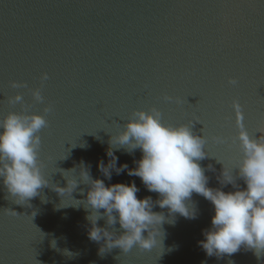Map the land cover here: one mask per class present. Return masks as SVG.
I'll return each instance as SVG.
<instances>
[{"label":"water","instance_id":"1","mask_svg":"<svg viewBox=\"0 0 264 264\" xmlns=\"http://www.w3.org/2000/svg\"><path fill=\"white\" fill-rule=\"evenodd\" d=\"M36 89L42 102L32 95ZM17 94L23 99L11 103ZM234 101L250 137H264V0H0V120L52 107L39 133L50 187L20 205L0 180V264H264V252L257 256L243 246L232 255L206 254L198 242L211 227L214 206L196 193V218L176 214L153 249L106 248L101 254L103 241L88 236L83 201L89 186L81 183L73 193L82 201L77 206H66L79 202L51 188L66 186L60 169L75 167L65 175L78 177L83 161L93 179L134 181L138 198L157 200L158 193L127 170L117 175L113 169L109 180L98 168L111 159V135L134 112L153 107L165 124L200 122L193 131L208 141L209 156L200 164L210 188H245ZM218 136L225 142L216 143ZM114 154L117 167L129 168L142 156L139 149ZM223 164L233 169L236 187L218 180ZM153 211L167 216L158 205ZM98 224L106 226L104 219ZM109 230L122 231L118 223Z\"/></svg>","mask_w":264,"mask_h":264},{"label":"clouds","instance_id":"2","mask_svg":"<svg viewBox=\"0 0 264 264\" xmlns=\"http://www.w3.org/2000/svg\"><path fill=\"white\" fill-rule=\"evenodd\" d=\"M42 79H48L47 73ZM229 82L233 85L237 83L235 79ZM12 87L21 85L13 82ZM32 95L36 101L44 99L39 89L34 90ZM22 99L17 94L10 102ZM165 99L173 98L166 96ZM233 107L237 113L238 139L243 151V159L237 166L238 175L244 180L245 188L230 192L210 188L209 178L200 164L209 156L206 150L208 141L204 135L193 131L194 124L199 121L179 126L165 124L161 112L155 107L149 111L134 112L123 130L115 136L111 135L107 151L111 159L107 165L101 160L98 168L109 180L113 169L117 175L127 170L129 176L139 177L149 192L158 193L157 200L153 201L150 196L138 198L139 188L134 181L106 185L103 179H93L90 167L83 161L79 165L78 177L65 175L76 171L75 167L60 169L66 186L54 184L55 187L51 188L61 197L70 196L73 201L79 202L66 206H77L82 201L76 200L73 193L81 183L89 186L83 201L86 210H89L86 216L91 225L88 236L92 241H103L99 249L101 254L106 248H120L123 253L134 247L153 249L160 241L161 233L163 235V224L174 222L176 214L188 219L196 218L197 210L191 203L192 195L196 193L214 206L211 227L204 230L205 239L198 242L206 254L217 257L232 255L243 246L258 256V253L264 252V137H250L242 123L241 105L234 101ZM51 111V106L44 108L45 114ZM45 114H28L25 110L23 113L10 112L0 120V180L7 192L19 201L16 204H27L51 184L40 159L39 133L48 126ZM214 140L216 143L225 142L219 136ZM121 148L129 153L137 149L141 151V158L134 161L136 167L129 168L126 163L117 167L118 157L114 149ZM208 169H212L211 164ZM232 170L223 164L218 177L221 185L236 187ZM156 205L167 209V216L163 211H153ZM101 209L104 211L101 212ZM13 214L18 213L13 211ZM101 219L105 220V227L98 224ZM117 223L122 231L109 230Z\"/></svg>","mask_w":264,"mask_h":264},{"label":"snow or ice","instance_id":"3","mask_svg":"<svg viewBox=\"0 0 264 264\" xmlns=\"http://www.w3.org/2000/svg\"><path fill=\"white\" fill-rule=\"evenodd\" d=\"M235 110V109H234ZM235 114H236V117H237V113H236V110H235Z\"/></svg>","mask_w":264,"mask_h":264}]
</instances>
